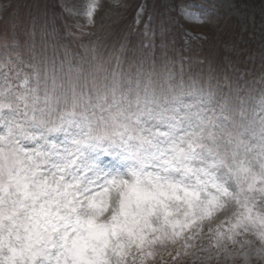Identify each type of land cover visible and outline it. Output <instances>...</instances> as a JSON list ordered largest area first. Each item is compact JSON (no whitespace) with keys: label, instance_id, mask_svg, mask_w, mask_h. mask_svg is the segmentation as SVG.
I'll use <instances>...</instances> for the list:
<instances>
[{"label":"snow or ice","instance_id":"6c2138e0","mask_svg":"<svg viewBox=\"0 0 264 264\" xmlns=\"http://www.w3.org/2000/svg\"><path fill=\"white\" fill-rule=\"evenodd\" d=\"M97 7L85 6L89 24ZM14 12L0 5V264H145L169 244L173 260H264V87L241 95L211 65L189 66L186 82L183 58L177 80L166 52L158 63L134 49L65 72L37 50V17Z\"/></svg>","mask_w":264,"mask_h":264},{"label":"rangeland","instance_id":"374dc122","mask_svg":"<svg viewBox=\"0 0 264 264\" xmlns=\"http://www.w3.org/2000/svg\"><path fill=\"white\" fill-rule=\"evenodd\" d=\"M88 2L0 0V5L11 3L15 8L14 15L29 26V17H37V50L46 48L49 59H56L58 64L64 61L65 72L69 67L88 68L96 64L110 68L115 65L116 56L124 59L134 49L142 55L154 52L158 63L162 53L166 52L175 62L177 80L183 58L186 82L189 66L192 74L200 71L207 74L211 65L219 83L231 82L233 88H241V95L247 89L254 90L252 94L258 97L264 87L260 83L264 76V0H97L94 24H89L82 14ZM140 8L143 11L138 23ZM182 9L196 12L199 21L186 18ZM4 21L0 14V44L6 31ZM40 26H45L46 35ZM7 31L10 38V27ZM20 38L23 43L24 37L21 35ZM122 44L124 50H121ZM108 61L110 63L106 64ZM241 74H244L243 79H240ZM216 82L213 80L214 84ZM102 159L106 167L120 165L114 157ZM234 210L233 204L226 211L217 213L211 221H204V234L208 235L209 227L215 230ZM196 243L199 245L201 241ZM203 243L207 247L209 241ZM179 247V244L157 247V255L145 264H242L238 254L235 260L232 257L225 259L224 255L217 260L215 254L212 260H206L208 253L196 249H191L188 256L181 254L173 260L168 252L174 255ZM250 264H264V260L252 255Z\"/></svg>","mask_w":264,"mask_h":264}]
</instances>
